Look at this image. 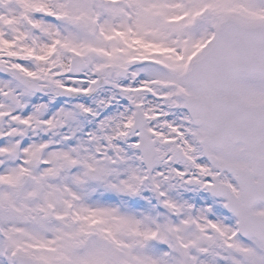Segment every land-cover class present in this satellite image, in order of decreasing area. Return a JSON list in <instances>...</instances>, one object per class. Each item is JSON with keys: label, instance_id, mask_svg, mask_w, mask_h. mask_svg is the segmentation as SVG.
<instances>
[{"label": "snow or ice", "instance_id": "snow-or-ice-1", "mask_svg": "<svg viewBox=\"0 0 264 264\" xmlns=\"http://www.w3.org/2000/svg\"><path fill=\"white\" fill-rule=\"evenodd\" d=\"M0 264H264V0H0Z\"/></svg>", "mask_w": 264, "mask_h": 264}]
</instances>
